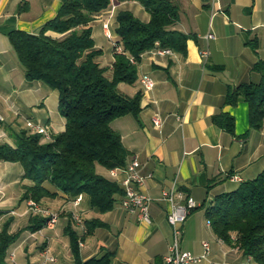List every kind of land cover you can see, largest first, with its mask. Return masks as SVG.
<instances>
[{
  "label": "crops",
  "instance_id": "0c3cea01",
  "mask_svg": "<svg viewBox=\"0 0 264 264\" xmlns=\"http://www.w3.org/2000/svg\"><path fill=\"white\" fill-rule=\"evenodd\" d=\"M25 1L0 0V143L13 144L16 134L28 130L27 120L51 128L53 136L66 125L58 92L41 81L26 79L9 40V33L15 30L38 33L57 15L62 1ZM173 1L180 13L178 30L191 36L186 53H144L138 64V81L119 84L127 96L142 93L140 110L111 123L130 153L128 162L137 157L141 163L144 182L139 190L151 199L150 222L126 210L121 204L123 196H118L112 210L99 213L91 208L87 195H80L76 206V198L58 192L55 198L41 202L60 214L56 226L33 233L27 229L31 215L27 201L21 202L24 186L30 181L19 163L0 161V229L12 217L10 232L22 230L8 250L7 264H42L45 249L55 261L44 264H75L68 226L80 237L83 261L111 252V264H166L173 234L168 213L172 204L186 203L189 197L197 207L184 223L181 247L201 256L203 242L210 244L208 258L197 264H259L214 233L206 208L216 196L236 190L241 182L264 170V124L258 130L251 128L250 107L243 99L236 105L225 104L229 89L261 81L254 66L264 59V0ZM113 6L91 23L96 47L104 50L98 61L106 67L114 62V54L110 39L112 45L107 47L97 41L98 31L106 37L103 22L109 20V33L116 38L118 11L129 10L145 22L150 19L138 2H114ZM47 34L60 36L53 31ZM143 75L154 79L153 89L143 87ZM221 113L233 118V134L214 122V116ZM156 115L163 121L160 128L153 122ZM97 171L112 179L106 168L98 166ZM235 175L242 181H232ZM121 177L115 180L120 183ZM74 213L81 216L82 224L73 219ZM96 218L104 225L83 237L86 221Z\"/></svg>",
  "mask_w": 264,
  "mask_h": 264
},
{
  "label": "trees",
  "instance_id": "16d2710c",
  "mask_svg": "<svg viewBox=\"0 0 264 264\" xmlns=\"http://www.w3.org/2000/svg\"><path fill=\"white\" fill-rule=\"evenodd\" d=\"M61 1L57 15L38 33L15 30L9 33V40L26 79L41 81L58 92L65 130L53 136L45 126L49 140L29 128L21 130L13 137V144L0 143V161L23 167L30 184L24 186L21 202L33 200L43 207V199L55 198L58 192L73 198L87 195L92 209L106 213L113 209L124 190L115 179L98 173L97 168L111 170L130 162L122 136L111 123L127 114L137 115L142 98L141 92L132 97L125 95L119 84L133 85L138 81L141 56L157 43L160 48L185 54L191 36L178 30L180 13L173 0ZM127 1L140 3L150 19L145 22L129 10L118 11L116 38L110 39L114 62L110 67L102 66L98 58L104 50L96 47L91 23L110 10L114 2ZM49 31L60 36H50ZM254 70L261 74V81L229 89L225 104L246 101L250 126L258 130L264 124V59L255 64ZM214 122L234 133L231 116L218 114ZM30 214L27 229L38 232L47 218ZM206 215L219 238L264 264V170L254 179L241 182L236 190L216 196L206 208ZM13 221L9 217L0 229V264H7L8 250L22 231L10 232ZM103 225L98 218L86 221L83 237ZM67 230L75 264H111V252L83 261L79 254L80 237L71 227Z\"/></svg>",
  "mask_w": 264,
  "mask_h": 264
},
{
  "label": "built area",
  "instance_id": "2783aa9c",
  "mask_svg": "<svg viewBox=\"0 0 264 264\" xmlns=\"http://www.w3.org/2000/svg\"><path fill=\"white\" fill-rule=\"evenodd\" d=\"M114 9V6H113ZM112 15V13L110 14ZM106 35L109 39L113 38V34H109L110 23L106 20ZM121 51V48H120ZM149 52L159 55L172 54V50L168 48H160L159 43L156 44V47L150 50ZM131 61H134L131 58ZM143 86H148V90H151L155 86L154 79L149 75H143L140 79ZM2 120V117H0ZM154 125L157 128L162 126V119L159 115L154 116L153 118ZM27 128L33 133L42 134L46 139H49L48 135H44L43 131L40 129V122L28 121ZM141 163L137 157L133 158L125 167H117L109 170L110 176L116 180L120 176V185L124 190L121 204L122 206L130 211L136 212L139 215L141 221L150 222L149 215V203L151 199L143 194L139 190V186L143 184L144 177L140 173ZM232 181L241 182L242 179L235 175L231 176ZM166 198L172 201V196L168 193H164ZM81 201V196L77 197L74 200V204L78 206ZM29 212H38L29 207V201L27 202ZM197 207L195 200L192 197H189L186 203L183 204H172V208L168 213V221L173 228L172 241L169 246V253L165 257L166 264H197L208 258L210 252V244L208 242H203L205 252L201 256H194L191 252L183 250L181 247V237L183 235V226L184 223L190 214V212ZM48 215H54V222H50L49 228H54L59 220L60 214L54 213H45ZM73 219L82 224V218L78 213L73 214ZM41 232V231H39ZM42 256L44 257V264L46 261L53 262L55 261L54 256H51L48 249L43 250Z\"/></svg>",
  "mask_w": 264,
  "mask_h": 264
},
{
  "label": "bare ground",
  "instance_id": "6f19581e",
  "mask_svg": "<svg viewBox=\"0 0 264 264\" xmlns=\"http://www.w3.org/2000/svg\"><path fill=\"white\" fill-rule=\"evenodd\" d=\"M104 29L106 31V24H104ZM110 34V33H109ZM120 50V49H119ZM146 90H148V86H143ZM40 129L43 131L44 135H48V131H47V127L43 126L40 124ZM49 137V135H48ZM50 139V137H49ZM29 207L30 209H33L35 211L38 212H33L34 214H43L45 215V217L47 218L45 223H44V227L42 229H40L39 231H42L44 228H49V224L50 222H54V215H48L45 213H54V214H58L57 212L51 211L49 209H45L40 207L35 201L30 200L29 201Z\"/></svg>",
  "mask_w": 264,
  "mask_h": 264
},
{
  "label": "rangeland",
  "instance_id": "374dc122",
  "mask_svg": "<svg viewBox=\"0 0 264 264\" xmlns=\"http://www.w3.org/2000/svg\"><path fill=\"white\" fill-rule=\"evenodd\" d=\"M97 18H99L98 16H97ZM107 21H109V20H107ZM106 21H104L103 23H105ZM111 27V26H110ZM110 30H111V28H110ZM111 32V31H110ZM105 33V32H104ZM111 34H112V32H111ZM106 35V34H105ZM115 39V36H113V40ZM97 41H102V43H103V45L105 46V47H107V46H111L112 45V42L111 41H109V38L107 37V35H106V37L105 36H103L102 35V31H98V36H97ZM28 121H31V120H27L26 121V126H27V122ZM50 130H51V128H50ZM51 134H52V132H51ZM51 139V138H50ZM47 140H49V139H47ZM30 201V200H29ZM28 202V201H27ZM39 205V204H38ZM45 209H48V208H45Z\"/></svg>",
  "mask_w": 264,
  "mask_h": 264
}]
</instances>
